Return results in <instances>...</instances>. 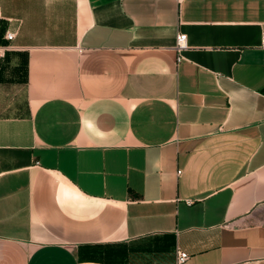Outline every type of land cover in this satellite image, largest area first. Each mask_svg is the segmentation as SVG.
Instances as JSON below:
<instances>
[{
    "label": "crops",
    "instance_id": "0c3cea01",
    "mask_svg": "<svg viewBox=\"0 0 264 264\" xmlns=\"http://www.w3.org/2000/svg\"><path fill=\"white\" fill-rule=\"evenodd\" d=\"M263 37L264 0H0V264H264Z\"/></svg>",
    "mask_w": 264,
    "mask_h": 264
},
{
    "label": "built area",
    "instance_id": "2783aa9c",
    "mask_svg": "<svg viewBox=\"0 0 264 264\" xmlns=\"http://www.w3.org/2000/svg\"><path fill=\"white\" fill-rule=\"evenodd\" d=\"M15 33L8 32L6 34V39L8 41H12L15 38ZM264 39V37H263ZM189 48L188 45V37L185 34H180L177 36L175 50L178 54V61L181 60V55L183 52H185ZM9 47L6 46H0V60L5 58L6 53L8 51ZM190 259V255L187 252L184 251H178L177 259L175 264H185Z\"/></svg>",
    "mask_w": 264,
    "mask_h": 264
}]
</instances>
